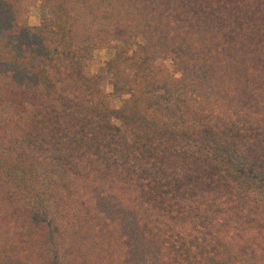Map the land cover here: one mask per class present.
I'll use <instances>...</instances> for the list:
<instances>
[{"label":"trees","instance_id":"obj_1","mask_svg":"<svg viewBox=\"0 0 264 264\" xmlns=\"http://www.w3.org/2000/svg\"><path fill=\"white\" fill-rule=\"evenodd\" d=\"M24 1L0 0V264H264V0H32L35 25Z\"/></svg>","mask_w":264,"mask_h":264},{"label":"rangeland","instance_id":"obj_2","mask_svg":"<svg viewBox=\"0 0 264 264\" xmlns=\"http://www.w3.org/2000/svg\"><path fill=\"white\" fill-rule=\"evenodd\" d=\"M44 10V6L32 0H25L23 3L22 12L26 16L27 23L35 25L39 22L40 16ZM107 60L105 45H99L93 52L92 60L88 67L89 73H97ZM106 90H110L108 81H105ZM116 105L120 104V99H114Z\"/></svg>","mask_w":264,"mask_h":264}]
</instances>
